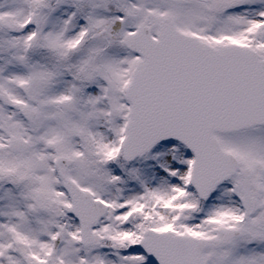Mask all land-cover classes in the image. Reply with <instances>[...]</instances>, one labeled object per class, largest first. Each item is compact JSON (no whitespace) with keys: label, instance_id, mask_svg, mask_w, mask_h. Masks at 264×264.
<instances>
[{"label":"snow or ice","instance_id":"6c2138e0","mask_svg":"<svg viewBox=\"0 0 264 264\" xmlns=\"http://www.w3.org/2000/svg\"><path fill=\"white\" fill-rule=\"evenodd\" d=\"M0 264H264V0H0Z\"/></svg>","mask_w":264,"mask_h":264}]
</instances>
